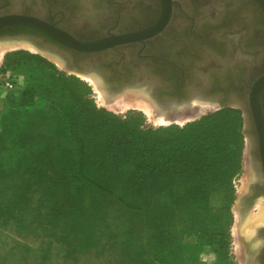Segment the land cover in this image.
I'll return each instance as SVG.
<instances>
[{
	"label": "rangeland",
	"instance_id": "1",
	"mask_svg": "<svg viewBox=\"0 0 264 264\" xmlns=\"http://www.w3.org/2000/svg\"><path fill=\"white\" fill-rule=\"evenodd\" d=\"M34 48L18 46L0 58V264H157L149 259L151 255L143 244L138 252L144 259H133L137 251H131L127 242L122 241L128 218L124 219L120 205L104 196L101 210L91 204L100 188L97 184L90 180L79 184L78 179L71 180L68 186L66 174L79 173V157L84 153L79 150V107L91 103L144 130L170 128L156 134L164 135L161 140L158 138L161 145L172 152L184 150L193 154L189 160L192 165L199 156L208 164L207 176L195 174L191 180L183 181L176 178L181 172L176 169L175 177L143 183V196L159 212L164 206L176 210L179 206L173 196L191 189L205 191L206 206L215 213L213 218L210 211L199 214L204 208L193 196L190 204H182L192 212L190 217H153L151 221L157 224L158 234L149 241L156 244L158 239L166 238L177 242L180 246L174 252L190 253L193 264L247 261L249 256L243 244L246 238L239 228L250 224L264 200L244 220L240 219V195L255 178L243 111L238 107L198 103L192 111L161 121L138 96V89L107 98L100 77L97 76L99 83L94 82L86 77L88 74L58 65L52 59V55H58ZM9 78L14 83L12 88L4 86V80ZM34 163L40 164V170L31 172L27 187L25 171L33 168ZM126 165L122 167L127 169ZM91 169L95 171L97 165L93 164ZM88 210L96 216L94 223L85 222L81 214ZM263 222H255V231ZM139 231L138 223L135 234ZM253 235L248 240L254 248L260 241ZM159 250L171 252L173 248L169 245Z\"/></svg>",
	"mask_w": 264,
	"mask_h": 264
},
{
	"label": "flooded vegetation",
	"instance_id": "2",
	"mask_svg": "<svg viewBox=\"0 0 264 264\" xmlns=\"http://www.w3.org/2000/svg\"><path fill=\"white\" fill-rule=\"evenodd\" d=\"M260 1L0 0V18L37 19L53 32L18 24L0 30V40H23L54 53L67 67L85 75L96 74L111 91L119 86L144 90L138 85L151 68L157 70L159 90L170 89L164 78L172 81L173 90H194V76L204 83L199 90H222L228 75L233 76L230 81L237 90H251L264 74V7ZM166 9L170 16L162 25ZM53 28L79 39L85 48L100 39H106L107 47L75 50L69 38L58 35L56 39ZM124 36L128 41L114 43ZM261 105L264 111V91ZM251 168L255 178L239 198L247 196L250 201L244 200L241 206L238 202L241 220L264 200V170L256 161ZM253 236L260 244L253 248L250 240L243 243L249 258L242 263L264 264V222L257 225Z\"/></svg>",
	"mask_w": 264,
	"mask_h": 264
},
{
	"label": "trees",
	"instance_id": "3",
	"mask_svg": "<svg viewBox=\"0 0 264 264\" xmlns=\"http://www.w3.org/2000/svg\"><path fill=\"white\" fill-rule=\"evenodd\" d=\"M85 118L96 120L88 121ZM167 130H170V128L144 130L134 123L121 120L117 116L97 108L92 103L85 108L79 107V138L82 144L79 150H83L84 153L79 157V167H81L79 173L77 171L67 172L66 176L68 178L66 181L70 183L71 180L79 179V184H84L85 180H90L97 184L100 188L95 193V198L91 203L92 205L95 203L94 207L97 210L102 209L101 196L122 207L124 219L128 218L127 227L123 230L122 241L127 242L128 249L137 251L132 255L133 259L140 261L144 259L143 254L138 252L143 244L151 255L149 259L157 264H163L165 261L193 264L191 263L190 253L186 251L174 252L180 246L177 242L165 238L158 239V243H154V245L153 242L149 241L152 237V240L156 239L154 236L158 234L156 232L157 224L155 221H151L153 217H157L158 214L167 216L169 219L177 216L190 217L192 212L184 205L190 204V199L193 196L197 198L200 205H203L204 209L199 210V214H202L204 210L210 211L212 218L215 214L212 208L206 206L207 195L205 191L189 189L186 193H183L184 195L181 192H176L173 200L179 207L175 210L173 206H164L160 212L157 206L149 203L143 196V183L147 181L156 182L164 177L167 179L175 177L177 175L176 169L181 170L176 178L183 181H187L188 178L191 180L195 174L207 176L209 173L208 164L204 162L202 156H199L198 159L195 158L193 162L197 160L192 165L189 160L193 154H186L184 150L172 152L159 143L164 135L158 136L156 134ZM181 130H184V128ZM93 164L97 165L95 171L91 169ZM123 164H127L128 168H123ZM100 168L109 169L103 171ZM34 170H40V164L34 163L33 168L30 167L25 171L27 174V187L30 186L29 175ZM1 175L2 171H0ZM69 183L68 186L70 187L71 183ZM42 190L44 192L43 188ZM194 213L195 211L193 215ZM81 214L84 215L85 222L94 223L97 220H95L96 216L93 215L91 210H88L87 214L84 212ZM149 221L151 227H149ZM138 223L140 231L135 234ZM78 226L79 223L76 227ZM169 245L173 248L171 252H161L159 250ZM159 259L162 260V263H158Z\"/></svg>",
	"mask_w": 264,
	"mask_h": 264
},
{
	"label": "water",
	"instance_id": "4",
	"mask_svg": "<svg viewBox=\"0 0 264 264\" xmlns=\"http://www.w3.org/2000/svg\"><path fill=\"white\" fill-rule=\"evenodd\" d=\"M260 3L264 7V0H261ZM169 16V10L166 9V11L161 16L160 24H165ZM218 21L219 20L215 22ZM18 24L33 26L53 35V32L49 31V26L43 24L37 19L18 15H9L0 18V30L4 28L14 27ZM55 30L58 33L57 35H55V38L59 40L58 35L69 38V40L71 41L70 47L75 50H102L107 47L105 45L106 39H100L96 41L94 45L90 46L88 44L89 47L87 46L88 48H85V46H82L80 44L79 39L71 38L63 30L54 29L53 31ZM124 39L128 41L127 37L124 36L115 38L114 43L120 44L125 41ZM254 47H256V45H254ZM261 48L264 49V46H261ZM64 66L65 68H68L66 63L64 64ZM156 71L157 70L155 68H151L149 70L148 76L144 79V82L138 86L139 88H143L144 91L153 100L154 104L159 107H170L186 104L187 106H190L192 108L193 101L198 100L201 102L217 104L220 107L230 106L240 108L244 114V132L250 141L249 156L251 163L253 164V161H256L264 170V111L261 105V94L264 91L261 90L264 86V74L258 78L256 84L252 87L251 90H237L235 88V84L230 81L233 77L232 75L227 76V85L222 90H208V88L207 90H173L175 87H173L174 85L172 81L166 78H164L163 81L166 85L169 86L170 89L159 90L157 85L158 79L155 73ZM123 87L125 88V86ZM123 87L119 86L117 90L113 91L108 90L105 87V92L110 99L115 98L125 91L123 90ZM244 200H248L247 196H243L241 201L239 200L240 206L242 205ZM248 201H250V199ZM240 212L239 214H241L240 216H242L243 211L241 210ZM243 243H245V241H243Z\"/></svg>",
	"mask_w": 264,
	"mask_h": 264
},
{
	"label": "bare ground",
	"instance_id": "5",
	"mask_svg": "<svg viewBox=\"0 0 264 264\" xmlns=\"http://www.w3.org/2000/svg\"><path fill=\"white\" fill-rule=\"evenodd\" d=\"M15 39L13 40H10V41H2L0 40V58L2 56V54L8 50H11V49H15L17 48L18 46H27V47H30V48H34V46H31V45H28L27 43L24 44L23 41H14ZM23 43V45H22ZM21 44V45H19ZM35 49V48H34ZM52 59L57 62L58 65L62 66L63 64H65V62L60 59L59 57L57 56H53L52 55ZM87 78H90L92 81L94 82H97L99 83V78L94 75V74H88L86 75ZM96 83V85H97ZM192 86H193V89L194 90H199V88L201 87V89H203L202 86H204V83H201L199 78L194 76L193 78V83H192ZM126 91V90H125ZM124 91V92H125ZM103 92L105 93V96H107L108 98V95L107 93L105 92V90H103ZM127 92V91H126ZM138 96L142 98V100H144L143 102H145L147 106L151 107L152 109H154V113L155 115L157 116V118L161 119V121H163L162 119H171L173 118L175 115H177L178 113L180 112H189L193 106L195 104H207V102H201V101H198V100H194L193 101V104H192V108L190 106H187L186 104H181V105H176V106H170V107H159L157 105L154 104L153 100L149 97V95L142 89L140 90H137L136 91ZM131 94V93H130ZM128 94V96L130 95ZM120 96V95H119ZM117 96V97H119ZM122 96V95H121ZM132 97V96H130ZM128 98V97H126ZM136 102V101H135ZM134 102V103H135ZM138 102V101H137ZM140 102V101H139ZM142 102V101H141ZM129 103V102H128ZM116 104V103H115ZM209 104H212V103H209ZM144 105V103H143ZM198 106V105H197ZM200 106V105H199ZM213 106V105H212ZM204 108V107H203ZM187 109V110H186ZM200 109V108H199ZM186 110V111H185ZM192 111V110H191ZM160 121V120H159ZM260 211L258 214H256L254 217H253V220L250 221V224L248 223H245L242 228H239V233L243 234L246 238L243 239V241H247L248 239H250V237L253 235L254 231H255V222L256 223H261L264 221V201H261L260 202ZM251 216V215H250ZM248 242V241H247ZM248 244V243H247ZM244 246V245H243ZM243 247H241L242 249ZM247 251V250H246ZM244 253V252H243ZM246 254V253H245ZM243 255V254H242Z\"/></svg>",
	"mask_w": 264,
	"mask_h": 264
},
{
	"label": "built area",
	"instance_id": "6",
	"mask_svg": "<svg viewBox=\"0 0 264 264\" xmlns=\"http://www.w3.org/2000/svg\"><path fill=\"white\" fill-rule=\"evenodd\" d=\"M14 85V83L12 82V80L9 78V79H6L4 80V86L7 87V88H12Z\"/></svg>",
	"mask_w": 264,
	"mask_h": 264
}]
</instances>
